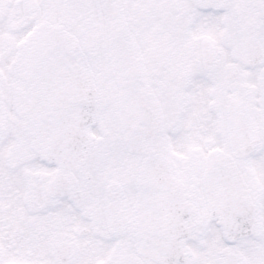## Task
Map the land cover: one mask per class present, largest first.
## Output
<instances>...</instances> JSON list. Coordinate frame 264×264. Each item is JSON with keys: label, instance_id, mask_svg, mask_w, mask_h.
I'll list each match as a JSON object with an SVG mask.
<instances>
[{"label": "snow or ice", "instance_id": "1", "mask_svg": "<svg viewBox=\"0 0 264 264\" xmlns=\"http://www.w3.org/2000/svg\"><path fill=\"white\" fill-rule=\"evenodd\" d=\"M0 264H264V0H0Z\"/></svg>", "mask_w": 264, "mask_h": 264}]
</instances>
